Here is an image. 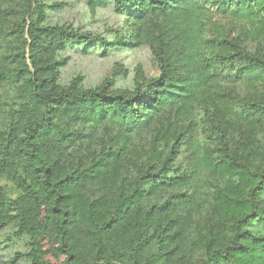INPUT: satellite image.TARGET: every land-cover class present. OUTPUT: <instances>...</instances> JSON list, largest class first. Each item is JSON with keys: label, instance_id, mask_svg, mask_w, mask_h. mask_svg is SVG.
<instances>
[{"label": "trees", "instance_id": "1", "mask_svg": "<svg viewBox=\"0 0 264 264\" xmlns=\"http://www.w3.org/2000/svg\"><path fill=\"white\" fill-rule=\"evenodd\" d=\"M109 4L157 64L130 90L61 84L98 39L0 0V230L30 264H264V0Z\"/></svg>", "mask_w": 264, "mask_h": 264}, {"label": "rangeland", "instance_id": "2", "mask_svg": "<svg viewBox=\"0 0 264 264\" xmlns=\"http://www.w3.org/2000/svg\"><path fill=\"white\" fill-rule=\"evenodd\" d=\"M39 1L44 6L45 24L67 25L98 39L58 53V57L65 60L59 76L61 84L78 77L85 88L108 81L112 89L130 90L136 80L158 74L156 61L146 45L130 48L119 44L128 34L126 16L117 13L112 4L91 10L89 0ZM229 80H221V87L227 93L234 90L245 95L250 91L248 85ZM1 183L9 184L3 179ZM16 224L12 221L0 230V263L30 264L25 256L29 250V237L17 233Z\"/></svg>", "mask_w": 264, "mask_h": 264}]
</instances>
